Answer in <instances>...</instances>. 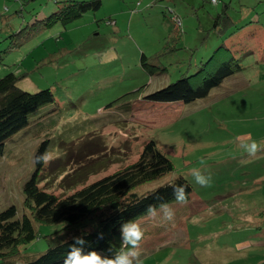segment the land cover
<instances>
[{
  "label": "rangeland",
  "instance_id": "1",
  "mask_svg": "<svg viewBox=\"0 0 264 264\" xmlns=\"http://www.w3.org/2000/svg\"><path fill=\"white\" fill-rule=\"evenodd\" d=\"M102 1L75 20L40 30L31 24L57 10L58 0H0V76L14 71L24 75L19 86L25 90L53 89L54 101L32 116L56 109L7 141L0 156V211L14 204L19 216L28 212L23 189L45 140L52 159L41 170L40 185L65 195L70 174L107 160L81 188L139 159L153 138L175 164L168 178L184 174L194 193L170 206L174 222H162L160 209L139 220L142 264H264V0ZM225 3L234 23L220 35L214 23ZM28 24L21 38L16 33ZM215 52L221 63L234 55L242 68L210 96L186 103L170 123L150 106L120 119L128 101L119 97L195 73ZM143 53L161 66L155 76L143 67ZM252 140L262 145L255 156L241 147ZM193 168L211 175L210 186L195 182ZM34 222L38 237L16 264L44 252L46 235L66 224Z\"/></svg>",
  "mask_w": 264,
  "mask_h": 264
},
{
  "label": "trees",
  "instance_id": "2",
  "mask_svg": "<svg viewBox=\"0 0 264 264\" xmlns=\"http://www.w3.org/2000/svg\"><path fill=\"white\" fill-rule=\"evenodd\" d=\"M58 3L59 8L49 16H45V13L37 15L39 17L33 21L31 28L40 27L42 30L56 22L68 23L89 10L100 8L103 1L58 0ZM227 6L228 3H225L223 10L218 12L215 18L214 29L220 35L234 23L232 17L227 14ZM224 14L227 17L226 25H221L220 19ZM29 26L26 25L16 34L23 38ZM17 39L20 38L14 40ZM216 56L217 52L212 54L211 59ZM158 58V55L152 57ZM210 61L206 66H200L195 73L182 74L176 80L153 91L140 87L125 93L117 99L128 101V108L118 112L120 119L124 117L121 114L130 112L133 103L139 99L191 102L204 97L227 76L242 68L234 55L232 60L223 61L219 67H212ZM141 62L153 75L161 67L158 63L150 62L146 53L142 54ZM23 76L14 71L0 76V156L4 154L7 141L11 137L56 110L53 109L39 117L32 116L38 107L54 101V91L51 87L37 91L25 90L19 86ZM48 147L49 140L43 141L35 156L47 152ZM98 159L88 166L85 165L84 170H77L69 175L72 177V184L65 186L70 189L65 195L49 191L40 185L44 164L36 163L37 168L23 189L24 206L28 212L19 216L18 208L14 204L0 211V264H16L24 246L38 237L34 220L46 224L65 220L66 224L46 235L49 245L44 252L21 264H63L64 257L77 236L85 240V252L104 251L107 257H112L120 247V228L123 223L129 220L138 221L147 216L149 205H153L157 210L161 203L172 204L176 201L172 188L168 186L174 178H168V175L175 170V164L155 139L151 138L145 143L144 150L136 161L81 188L78 187L79 183L86 181L91 171L106 166L107 160ZM163 177L166 178L160 185L142 190L141 186L145 183ZM175 177H179L175 181L177 184L185 186L189 199L194 190L192 181L184 174H177ZM144 196L147 198H143Z\"/></svg>",
  "mask_w": 264,
  "mask_h": 264
},
{
  "label": "clouds",
  "instance_id": "3",
  "mask_svg": "<svg viewBox=\"0 0 264 264\" xmlns=\"http://www.w3.org/2000/svg\"><path fill=\"white\" fill-rule=\"evenodd\" d=\"M241 147L248 155L255 156L261 151L262 145L261 143L252 140L250 143L241 145ZM51 159L52 157L45 152L35 156L34 162L48 165L51 162ZM201 163H203V161H201ZM190 174L200 186H210L211 175H206L205 170L201 168H193L190 170ZM178 179L179 177H174L168 186L172 188L176 202L183 204L187 201V194L185 186L175 182ZM143 198L146 199L147 196H144ZM159 209L162 213V222H174L175 211L168 203H161ZM147 213L150 216H155L157 214L156 207L149 205ZM120 233V247L112 257L102 256L95 250L85 252L83 250V245L85 244L83 237H74V243L64 257L63 264H142L140 246L144 238V229L141 224L136 220H129L121 225ZM100 235L102 237L103 234L101 233Z\"/></svg>",
  "mask_w": 264,
  "mask_h": 264
},
{
  "label": "crops",
  "instance_id": "4",
  "mask_svg": "<svg viewBox=\"0 0 264 264\" xmlns=\"http://www.w3.org/2000/svg\"><path fill=\"white\" fill-rule=\"evenodd\" d=\"M256 18V17H254ZM253 20H258V19H253ZM260 20V19H259ZM224 46H226V44L224 43ZM214 50V49H213ZM220 50V49H219ZM211 51V50H210ZM227 61V60H226ZM221 64V62L219 60H217V58H214L211 60L210 62V65H213L212 67H219ZM155 76V75H154ZM231 76V75H229ZM229 76H227L226 78H228ZM225 78V79H226ZM225 79L223 81H225ZM160 84H164L163 81H160ZM222 84V83H221ZM163 86V85H162ZM161 86V87H162ZM216 87V86H215ZM213 87L211 89V91L208 93V95L204 96V97H200V98H206L208 96H210L213 92V89L215 88ZM160 88V87H158ZM156 88V89H158ZM155 90V89H153ZM214 96V93L213 95ZM200 98H197L196 100L200 99ZM195 101V100H194ZM186 103L188 102H184V101H177V102H161V101H149V100H136L134 103H133V106H132V110L129 112L127 111L126 113H123L121 115H123L125 118H129L131 117L132 115H134L135 112L139 111V109H143L145 108L146 106L147 107H151V108H154L157 112L156 113H159L162 115V117H164L165 119L164 120H168L169 123L170 121L172 120V118H174V116H177L178 113H181L183 108L185 107V105H187ZM152 110V109H150ZM177 114V115H175ZM123 117V118H124ZM90 143L89 141L86 142V146L87 144ZM85 146V147H86ZM100 148V147H98ZM190 179V178H189ZM191 180V179H190ZM194 193V190L192 192V195ZM173 204V203H172ZM171 203L169 204L170 206L172 205ZM159 209H157L158 211ZM146 217V216H145ZM140 220V219H139ZM138 220V222H139Z\"/></svg>",
  "mask_w": 264,
  "mask_h": 264
}]
</instances>
